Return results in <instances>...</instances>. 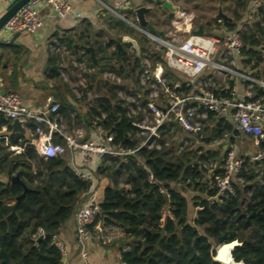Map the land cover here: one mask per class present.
I'll use <instances>...</instances> for the list:
<instances>
[{"label":"trees","instance_id":"obj_1","mask_svg":"<svg viewBox=\"0 0 264 264\" xmlns=\"http://www.w3.org/2000/svg\"><path fill=\"white\" fill-rule=\"evenodd\" d=\"M261 12H264V7ZM112 24L124 28L125 23L115 18ZM233 28L231 25L230 30ZM84 35L81 32L78 38L60 39L78 58L87 56L89 64L97 69L88 75V83L91 88H101L102 94L90 111L84 109L86 99L76 97L83 107V115L77 114V117L93 125L94 117L101 111L106 112L107 117L102 124L115 132V141L135 147L139 140L127 135L128 131L135 133L133 119L127 115L117 91L129 85H139L141 58L148 50L149 42L138 40L139 55L129 51L130 44H124V49L119 50L117 44L122 35L108 34V40L101 36L103 38L96 43V64L84 49V46L92 45V41ZM242 36L244 61L255 68L264 62V15L243 31ZM155 60H160V57L156 55ZM104 69L115 70L124 77V83L105 82L107 90L103 92L99 78ZM167 72L174 80H181L186 92L192 90L183 77L169 69ZM262 72L264 74V68ZM60 105V114L69 115V107ZM213 117L211 113L210 119ZM221 122L219 120V125ZM0 125L11 129L12 120L0 115ZM174 125V122L164 125L167 130L163 132L161 149L144 148L139 151L144 163L159 180L170 186L173 218L162 215L166 197L159 193L156 186L148 183V170L136 158H110L111 163L106 161L100 169L113 180V184H108L104 190L101 216L107 223L124 227L126 237L123 241L132 245L129 251L122 252L123 259L129 264H221L214 259L212 247L224 236L225 241L240 242L232 251L236 261L264 264V219L259 214V211L264 214V184L259 182L255 171L257 164L264 169V160L259 163L248 161L244 169L245 183L236 186V195L224 202L212 203L206 198L215 193V176L222 170L218 169L207 177V165L218 152L200 147L185 148L177 153L173 144L166 143L168 139L172 140L170 127ZM227 129L230 131L231 126ZM10 141L25 147L21 154L13 157L15 163L9 173L11 177L15 172L19 173L29 189L17 199L24 191L23 184L0 182V264H62L63 255L56 246L55 235L76 214L80 198L89 191L90 185L77 176L64 156L44 158L29 139L17 133L10 135ZM124 174L125 183L129 186L119 184ZM179 183L189 192L176 189L174 185ZM191 191L196 193L192 195ZM244 198L247 199L245 206L242 205ZM11 199L17 200L9 204ZM191 201L194 209L199 207L195 219L190 218ZM39 229L45 231V236L37 239ZM2 250L10 261L5 259Z\"/></svg>","mask_w":264,"mask_h":264},{"label":"built area","instance_id":"obj_2","mask_svg":"<svg viewBox=\"0 0 264 264\" xmlns=\"http://www.w3.org/2000/svg\"><path fill=\"white\" fill-rule=\"evenodd\" d=\"M17 1L7 0L10 6ZM44 5L59 16H66L73 10L72 0H29L2 27L0 40L10 43L12 36L21 31L39 33L44 27L40 12ZM120 6V3H116L115 7L109 8L133 29L145 34L150 41L148 50L141 58L139 85H129L117 91V97L123 101L127 115L133 119L135 133L128 131L127 135L131 139L139 140L135 147L124 146L115 141V132L102 124L107 117L104 111L93 119L96 130L94 138L83 140L86 132L84 126L75 127L76 114L72 115V132H68L62 124L61 105L52 94L42 105L31 106L23 101L18 91L0 92V115L11 120L18 118L24 123L32 121L33 128L29 140L44 158L64 156L77 151L83 164L87 165L94 156L101 159L133 156L148 170V183L156 186L159 193L166 197L162 215L173 218L170 186L159 180L144 163V157L139 151L144 148L161 149L163 132L167 130L164 125L168 122H174L175 125L170 127L172 140L168 139L166 143L173 144L178 148V152L190 148L194 137L202 133L213 113L218 120L225 123L230 121L239 130L251 136L255 146L254 150L245 154H238L234 148L227 149L220 168L222 173L215 176L216 191L206 198L212 203L231 199L236 195V186L245 183L246 163H259L264 160V95L260 93L264 90V80L239 68L244 48L242 32L260 19L264 0H251L246 19L233 30L212 33L204 28L202 34L193 33L198 26H194L196 16L192 12L180 10L178 16L171 18L162 31L151 32L142 27L138 20H131L127 15L118 12ZM78 18H82L81 14H78ZM51 51L60 54L59 67L64 79L78 98L86 99L84 109L90 111L95 100L102 94L101 88H91L88 83V75L96 72V67L89 64L87 56L78 58L64 43L52 42ZM129 51L138 53L132 44ZM156 55L160 60H155ZM168 69L183 77L187 86H192V90L186 92L180 79L174 80V77L168 75ZM124 81V77L113 69H104L99 78L100 87L104 90H107L105 82L123 84ZM236 81L246 83L243 96L238 94ZM4 126L0 125V144L14 148ZM178 127L181 128V135L178 134ZM72 165L77 176L87 181L92 191L95 187V174L76 164ZM255 171L258 173L259 182L264 184V169L257 164ZM198 208L196 207L192 219H195ZM101 215V201L98 195L92 192L89 200L76 211L77 241L82 250L90 240L111 246L115 241L126 237L124 227L105 222ZM38 234L45 236V231L39 229ZM55 243L64 255L66 247L57 235ZM131 246L129 242L124 243L121 252L129 251ZM218 247L219 243L212 247L214 258ZM82 254L87 257L85 249ZM120 264L129 263L122 256ZM221 264L245 262L241 260Z\"/></svg>","mask_w":264,"mask_h":264},{"label":"crops","instance_id":"obj_3","mask_svg":"<svg viewBox=\"0 0 264 264\" xmlns=\"http://www.w3.org/2000/svg\"><path fill=\"white\" fill-rule=\"evenodd\" d=\"M170 1L177 8L174 13L162 7L164 0H72L73 10L66 16H59L53 13L47 5L42 6L40 12L44 27L39 33L34 34L21 31L16 33L18 36L14 40L13 36L15 35L12 36L10 43L0 40V92L9 90L18 91L23 101L31 106L42 105L50 94L54 95L60 104H65L69 107V115L61 113L63 117L62 124L68 131L71 128L72 115H83V107L66 80H64L66 86H63L59 82V79L56 78L59 75L60 59L57 56L58 53H52L51 51L52 42H60V39L64 37H72L75 39L78 38L79 33L84 32L85 38L90 39L92 41L91 46H94L96 49V43L103 38L101 36H104L106 40L109 36L108 34L117 36L130 34L123 27H114L112 24L118 16L109 7H115L116 3L121 4L117 10L122 9V14H130L134 17V21L138 20L135 12L136 8L140 6L150 8L146 12V18L153 24L157 32L162 31L171 18L177 17L180 10H185L192 12L196 16L194 26L203 25L206 30L212 33L230 31L231 25L234 28L238 27L246 19L251 3V0ZM9 7L10 4L7 0H0V16ZM219 8L223 10L230 20H224L218 15ZM78 14H81V19L78 18ZM262 14L264 15V12H261V16ZM78 52L85 54L82 50H78ZM88 55L90 56L89 52ZM240 61L242 66L248 70L250 69L255 76L264 80V74L262 72L264 62L252 68L253 65L246 64L243 55ZM235 84L238 94L243 96L246 90V83L244 81H236ZM65 88H68L69 91ZM261 95H264V90H262ZM215 118L213 117L207 121L202 133L194 137L193 144L191 145L193 149L202 147L205 150L210 149L218 152V155L212 158L207 165V177L212 176L213 172L221 168L227 149L234 148L238 154H245L254 150L251 136L239 130L233 123L221 122V125H219V120H215ZM79 120L85 127L86 133L83 140L94 138L96 136L94 125L82 122V119ZM23 125L28 135L20 132L17 134L29 139L33 123L32 121H28ZM228 126H231L230 131L227 129ZM4 127L7 131L12 129H9L7 125ZM177 130L178 134L181 135V128L178 127ZM12 144L15 146L14 148H10L3 143L0 144L2 147L0 149V182L15 183L12 182V177L9 173L10 167L15 163L13 157L21 154L25 146L24 144L18 143ZM64 158L71 165L76 164L83 170L95 174V187L92 191L89 189L88 192L82 194L79 206L89 200L92 192H95L100 201H102L106 186L108 184L112 185L113 180L111 177L104 175L100 169L105 165L106 161L107 163H111V160L94 156L90 164L85 165L82 162L80 153L77 151H74L73 154H67V157ZM15 174L16 172L13 175ZM119 184L120 186H127L124 179L120 180ZM174 187L181 190L185 189L180 183L174 185ZM184 192L187 193L189 191L184 190ZM191 192L192 195L196 193V191ZM16 200L11 199L8 203L14 204ZM243 201L245 202V198ZM195 211L196 208L194 209L191 201L190 218L194 216ZM57 238L66 247L62 264H120L122 260L121 248L124 244L123 240L115 241L111 246L90 240L86 242L85 248H83L87 253V257H84L82 247L77 241L76 214L63 224Z\"/></svg>","mask_w":264,"mask_h":264},{"label":"water","instance_id":"obj_4","mask_svg":"<svg viewBox=\"0 0 264 264\" xmlns=\"http://www.w3.org/2000/svg\"><path fill=\"white\" fill-rule=\"evenodd\" d=\"M29 0H18L17 2H15L14 4H12L1 16H0V30L2 29V27L6 24V22L12 17L14 16L17 11L25 4L27 3ZM162 7L163 8H167L168 10H170L171 12H176V7L172 4V2L170 0H164V2L162 3ZM150 8L146 7V6H140L138 8L135 9V12L137 14V18H138V22L139 24L144 27L147 28L148 30H150L151 32H156V29L154 28L153 24L146 18V12L149 10ZM219 16H221L224 20H227L230 18H228L226 16V14L223 12V10L221 8H219ZM194 34H202L204 33V27L203 25H199L198 28L196 30L193 31ZM18 36V34H15V36H13V40ZM132 44L138 54L141 53V49H140V45L137 41V39L133 36H131L130 34H126L123 35L121 40L118 42V48L119 50L124 49V44ZM84 49L89 52L90 54V58L92 59V61L94 63H98V58L96 55V51H95V47L91 46V45H86L84 46ZM24 121L16 118L12 121V129L9 130L7 133L8 135L11 134H15V133H23L25 135H28L27 130L25 128V126L23 125ZM12 182H20L23 184L24 186V191L23 193L17 197V199H20L23 195H25L26 191H28V186H26L23 182V180L21 179L19 173H16L15 175L12 176ZM259 214L261 215V217L264 219V214L262 213V211H259ZM42 235H40L37 239L41 238ZM240 242L238 240H232V241H225L224 240V236H221L219 238V247L217 250V253L215 255V260L219 261V262H236L234 257H233V249L235 248V246L239 245ZM225 248H229V258L225 259L224 258V250ZM2 254L4 255L5 259L7 261H10L9 256L7 255V253L2 250L1 251Z\"/></svg>","mask_w":264,"mask_h":264},{"label":"rangeland","instance_id":"obj_5","mask_svg":"<svg viewBox=\"0 0 264 264\" xmlns=\"http://www.w3.org/2000/svg\"><path fill=\"white\" fill-rule=\"evenodd\" d=\"M118 12H120V13H123V10L122 9H119L118 10ZM128 15V17H129V19H131V20H134V17L133 16H131L130 14H127ZM115 16V15H114ZM116 17V16H115ZM116 18H118V17H116ZM124 29L127 31V32H129L132 36H134L136 39H138L139 41H141V42H143V41H147V42H149L150 43V41H149V39L146 37V35L145 34H143L142 32H140V31H138V30H136V29H133L131 26H130V24L128 23V22H126V21H124ZM156 24V23H155ZM57 56H58V58L59 59H61V56H60V54H57ZM239 68L242 70V71H245V72H250V73H252L251 71H250V69L248 70L246 67H244V66H242V63H241V61L239 60ZM174 72V71H173ZM175 73V72H174ZM74 74H76V73H74ZM177 74V73H176ZM171 78H173V76H170ZM56 78L57 79H59V82L61 83V84H63V86H66L65 85V83H64V77H63V74H62V72H61V70H59V75L58 76H56ZM66 89V88H65ZM68 89V88H67ZM66 89V90H67ZM68 91H69V89H68ZM103 92H106L105 90H103ZM217 118H215V120H216ZM83 122V121H82ZM229 123H231L230 121H229ZM86 125V124H85ZM75 127L76 128H78V127H82L83 128V125L81 124V121L78 119V117H76V121H75ZM85 128V127H84ZM68 132H72V129L70 128L69 130H68ZM253 146H254V143H253ZM254 148H255V146H254ZM176 149H178V148H176ZM188 149H192L191 147L190 148H188ZM176 152L178 153V150H176ZM64 157H67V155H64ZM263 169V168H262ZM123 179H125V174L123 175V177H122ZM122 179V180H123ZM243 206H245L246 204H245V202L243 201V204H242Z\"/></svg>","mask_w":264,"mask_h":264},{"label":"bare ground","instance_id":"obj_6","mask_svg":"<svg viewBox=\"0 0 264 264\" xmlns=\"http://www.w3.org/2000/svg\"><path fill=\"white\" fill-rule=\"evenodd\" d=\"M224 258L225 259L229 258V248H225V250H224Z\"/></svg>","mask_w":264,"mask_h":264}]
</instances>
